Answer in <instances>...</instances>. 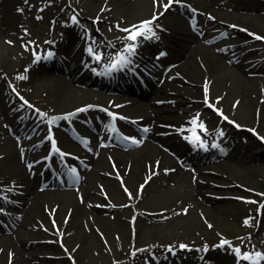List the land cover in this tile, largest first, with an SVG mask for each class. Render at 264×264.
I'll return each mask as SVG.
<instances>
[{
  "label": "rangeland",
  "instance_id": "1",
  "mask_svg": "<svg viewBox=\"0 0 264 264\" xmlns=\"http://www.w3.org/2000/svg\"><path fill=\"white\" fill-rule=\"evenodd\" d=\"M167 3L168 0H0L12 29L27 42L26 47L7 52L6 58L0 60V127L6 130L4 134L10 128L16 129L17 121L28 116V111L46 121L45 128L54 116L75 113L72 126L67 123V129H60L62 132L55 137L60 152H50L49 140L44 149H38L34 138H25L22 145L29 152L23 158L12 139L0 142V192L27 205L32 201L35 180L68 181L73 176L66 172L76 168V173L91 185L96 170L105 163L107 170L114 172L116 195L124 202L121 217L110 203L98 197L99 207L86 206L89 215L77 229L78 224L73 223L75 213L71 218L69 215L70 205L75 201L81 206L82 194L79 196L73 189L75 197L58 200L56 193L50 194L62 214L54 217L46 208L39 212L49 229L64 230V234L59 243L55 233L51 236L39 229L49 239L53 237L55 243L41 250L42 260L35 264H154L152 257L171 258L175 264H237L232 248L216 247L221 240L229 241L242 253H264V208L257 213L258 206L264 205V145L257 139L260 135L264 138V39L255 38L264 37V0H179L165 11ZM154 14L159 27H153L159 39L153 38L148 47L140 37L132 62L109 72L114 57L127 55L124 48L130 42L122 29L152 20ZM73 15L77 24L71 21ZM1 27L4 28L2 24ZM50 51L52 57L46 58ZM162 52L165 55L161 56ZM97 53L101 54L99 61L94 58ZM189 53L195 58L190 66L195 67L180 77L178 69L186 61L180 62ZM74 66L81 69L72 79L69 74H74ZM21 75L27 78L18 79ZM250 78L254 81L248 84ZM143 82L148 83L146 97L150 100L154 90L164 95L154 111L162 119L155 127L149 125L155 136L139 127L118 123V131L111 139L114 131L101 120L120 101L117 93L104 89L115 86L134 90L143 87ZM64 85L72 89L68 98L61 92ZM215 107L243 130L217 117L212 110ZM90 113L92 123L86 119ZM138 113L143 117L152 114L147 109ZM184 120L188 123L184 124ZM193 120L198 121L196 126L205 134V142L209 141L206 151L190 145L187 129L194 126ZM42 130L39 127L38 132ZM221 131L223 136L218 135ZM132 139L139 143L130 145ZM148 142L162 154L151 153L146 171L141 169L132 176L130 171L136 166V156H132L147 152ZM140 144H145L140 148L143 151H139ZM100 148L104 150L98 155ZM127 148L134 152L131 158L126 157ZM61 152L69 156L61 158ZM157 173L170 194L140 212L137 202L143 197L141 186ZM145 174L147 179L142 177ZM13 209L11 205L9 210ZM136 216L141 220L135 222ZM37 220L31 223L37 224ZM2 223L5 224L0 216ZM1 236L8 237L9 233ZM182 244L187 248L181 249ZM205 245L209 248L206 253L197 251ZM18 246L32 249L30 241ZM3 262L0 258V264ZM239 264L248 262L241 260Z\"/></svg>",
  "mask_w": 264,
  "mask_h": 264
},
{
  "label": "bare ground",
  "instance_id": "2",
  "mask_svg": "<svg viewBox=\"0 0 264 264\" xmlns=\"http://www.w3.org/2000/svg\"><path fill=\"white\" fill-rule=\"evenodd\" d=\"M126 10V9H125ZM0 24L4 26V28H0V60L2 58L5 59V55L9 51H15V49H21L26 47V39L17 34L16 29H12V23L9 22V18L6 14L5 10H2L0 7ZM6 27V28H5ZM153 39H145L143 45H146L148 47L151 46ZM10 41L11 43H8ZM207 55V52H206ZM187 58V57H184ZM68 66H72V64L67 63ZM126 66V65H125ZM195 65L192 66L187 65V71H191ZM69 69V68H68ZM79 66H74L73 72L71 78L74 79L76 75L80 74ZM253 79H249L246 82L250 84L253 82ZM62 93H65L64 98H68L71 96L72 89L64 85L62 86ZM115 89V88H114ZM122 91V96L119 98L120 101H122L121 104H119L117 107L113 108L111 113L117 117V119L113 122L112 116L108 114H104V117H102L101 122L104 123L105 126L110 125L113 127V123L115 125L116 132L117 124L122 123L123 125H129L133 127H139L140 129L144 130L145 128L148 129L146 132L148 135L154 137L155 135L152 133V130L149 128V125H152L153 127L157 126L159 122L161 121L160 113L154 112L149 116L141 117L138 114V111L140 108L142 109H151V107L143 108L142 105L147 103V99H145V93L139 91V90H119ZM96 96L99 95L98 92L95 93ZM119 111V112H118ZM178 111V110H177ZM183 111V110H179ZM29 115L25 116L22 120H19L18 123H16L17 128L7 130V133L10 134V136H6L4 132L6 130L3 127H0V142L2 140H10L14 141L16 143L15 150L18 153L19 156H22L23 158H26V154L29 152V150L22 145V142L25 138H34L37 142L36 148L38 149H44L46 147V141L48 140L49 136L51 135L52 138H55L60 135L62 132L60 129H67V123H69L72 126L73 119H75L73 116L69 117L68 119H58L51 125L48 122V128H45V123L40 116H35L30 113V111L27 112ZM32 115V116H31ZM55 117V116H54ZM120 117H123L124 119H120ZM86 119L91 123L93 120V115L90 113V115H87ZM51 120V119H50ZM63 120V122H61ZM188 123L187 120H184V124ZM39 127H43V130L41 133L38 132ZM183 127H185L183 125ZM51 129V131H50ZM184 131V129H183ZM74 140V144H77V140L72 138ZM102 140L100 139L99 142ZM119 145L120 142H118ZM15 145V144H14ZM130 145H133L130 143ZM145 144L139 145V151L140 148L144 147ZM148 148L146 149L147 152H143L140 156L139 155H133L132 150L125 149L126 157L134 158L135 161V167H132V171H130L131 175L133 176L135 172L143 170V172L146 171V162L149 161L151 153L153 154H162L156 146H151L150 142L147 143ZM71 148V147H68ZM28 151V152H27ZM136 152V150H134ZM138 151V150H137ZM16 152L13 155V160H17V154ZM98 155L103 153V150L100 152H96ZM29 155H33L31 152ZM196 154H193V156ZM32 156V157H33ZM69 156V153H66L64 157ZM138 156V157H137ZM121 157V156H120ZM118 157V159L120 158ZM94 163V161H93ZM169 163V162H168ZM15 164V162H14ZM17 164V163H16ZM171 167L176 166L174 163H169ZM167 164V165H169ZM226 166L230 167V165L226 164ZM177 167V166H176ZM148 174H145L144 177L147 179ZM159 173L155 174V177H150L146 184L144 185V189L141 191L142 199L137 202V209L141 211L149 210V207H151V204L155 202H161L162 199H164L169 191L168 187L166 188L162 184V179L159 177ZM114 172L108 171L106 168V164L104 163V167L99 168L95 172V177H92V180L94 181L93 184L90 185L89 182L86 181L84 176H79L76 183L71 182H65V183H59L57 180H35V187L33 188L34 183H32V201L27 203V205L19 203L17 200H11V197L8 196V193L0 192V216L4 220V223L2 225L0 224V236L3 232H8L9 236L0 237V258L3 259V264H9V261H7L9 254L11 253V264H35L38 262H41L42 259V252L41 250L48 245L49 243H55V239L53 237L49 239V237L44 236L41 234V230L44 233H47L52 236V233H55L54 236H58V242L61 243V235L64 234L63 231L57 230L54 232L52 229H49L45 224L43 220V216L39 212L40 209H48L51 210V214L54 217H57L59 214H62L63 210L62 208L56 209L55 205L53 204V196H49L50 194L56 193L55 198L58 200L60 197H75V192H78L79 196L82 194V205L77 206L78 204L73 201L70 205L72 207V212L69 213L70 218L75 213V220L73 223H77V229L79 227V223H82L84 220L85 215H89L88 210L86 209V206L90 208H98L99 207V201L98 197L102 198L103 201L110 203L112 210L116 213V215L123 217V212L121 211V207L124 204L122 202V198L120 196L116 195V191H118L117 188L114 187V181L115 180ZM160 178V179H159ZM57 187L60 188L58 191H51V190H42V188L47 187ZM81 185V186H80ZM97 186V189L95 188ZM73 189H75L73 191ZM170 194V193H169ZM168 194V195H169ZM167 195V196H168ZM6 198V199H4ZM13 206V211L17 210L20 212L19 214H16L15 212L9 210L10 206ZM26 206V207H25ZM35 215V216H34ZM91 217V216H89ZM34 218H38L37 224L31 223ZM141 220V217L136 216L135 222ZM41 229V230H39ZM44 233V234H45ZM16 239V242L13 243L12 240ZM30 241L31 244V250L25 249L23 246H18V243L20 245L24 242ZM40 260V261H39ZM2 261V260H1ZM167 261L169 263H173V260L170 259H157L155 260V257H152V263L154 264H161L162 262Z\"/></svg>",
  "mask_w": 264,
  "mask_h": 264
},
{
  "label": "snow or ice",
  "instance_id": "3",
  "mask_svg": "<svg viewBox=\"0 0 264 264\" xmlns=\"http://www.w3.org/2000/svg\"><path fill=\"white\" fill-rule=\"evenodd\" d=\"M26 2V0H25ZM173 3H179V0H168V3L164 5V8H165V11L168 10L169 7H171V5ZM158 19V17L154 14L153 15V19L152 20H146V21H143L141 22V24L139 25H133V27L131 29H122V31H125L128 33V35L125 37V39L127 41H129L130 43L127 44L124 48V53H127V55H124V54H118L116 57L113 58V63L111 64V66L109 67L108 71H112V70H115L117 67H123L125 65H128L130 64L132 61H131V57L134 56L136 54V48L138 46V39L140 37H143L144 39H159V36L157 35L156 31L154 30V25H155V21ZM71 21L73 24H77L78 23V20H77V17L75 15H73L71 17ZM156 28L159 27V25H155ZM27 34V33H25ZM257 40H261V39H264V37H260V36H256L255 37ZM8 43H11L10 41H8ZM88 52L90 54L93 53V49L91 47L88 48ZM53 55V53L49 52L47 53V57L46 58H51ZM161 56L165 55V53H160ZM94 58L95 60L99 61L101 59V54H94ZM159 58V57H158ZM40 57H37V60H39ZM27 71V70H26ZM27 77L26 76H19L18 79L20 80H24L26 79ZM207 91V90H206ZM25 103L27 104V101H25ZM29 107H31V105H28ZM209 107H213L212 105H209ZM78 112H83V111H86V109H78L77 110ZM219 112V110H216ZM221 115H223L222 113H220ZM45 114L41 113V116H44ZM75 113H72V114H69L68 116H64V117H54L52 118L50 121H49V124L51 125L52 123H54L56 120L58 119H68L70 116H74ZM110 116H112V119H113V122L117 119L116 116H114L112 113H109ZM224 119H227V117H223ZM120 119H124L123 117H120ZM193 125H197L198 121L197 120H193L191 122ZM229 123H234L232 121H229ZM237 127H239L237 125ZM199 128L201 130H204V126L203 124H199ZM112 130L114 131L115 130V125L113 123V127H112ZM51 131V129H50ZM148 129L145 128L144 129V132H147ZM218 135L220 136H223L224 133L221 131L218 133ZM49 139L52 140V148H53V151H56V152H59V149L56 147V142L55 140L52 139L51 135L49 136ZM125 140H129L130 138L128 137H124ZM264 139V138H262ZM85 144H87V141L84 142ZM131 143L133 144H138L139 141H136L135 139H132L131 140ZM194 143H198L200 147L202 148H205V150H207L206 148V145L204 144L203 141L199 140V137H195L194 138ZM212 147H219V145L217 144H213ZM223 151V149H222ZM66 155L65 153H60V156L61 158H63V156ZM31 167V166H29ZM71 173L73 176L76 175V169L75 168H72L71 169ZM78 179V177H76ZM141 188H143V186H141ZM125 191L127 192L128 190L125 189ZM129 196L131 198V194L129 193ZM2 198V197H0ZM6 199V198H4ZM261 208H264V205H261L260 206ZM2 211V210H0ZM245 224H248L249 221L246 220L244 222ZM209 227H211V225H209ZM225 245H227L229 248H232V251L233 253L236 255L237 257V264H239V262L241 260H244V261H247L248 264H261L262 261H264V253H261V252H258V251H253V252H250V253H242L241 249L238 248V247H233L232 244L227 241V240H221V243L219 245H217L216 247H219L221 249H223L225 247ZM181 249H186L187 248V245H181L180 246ZM190 250V249H189ZM209 250L208 246L205 245L204 248L201 250V249H197V251H203V252H207ZM169 251H172V249L170 248ZM11 256L12 254L10 253L9 254V264H11ZM203 259V257H202Z\"/></svg>",
  "mask_w": 264,
  "mask_h": 264
}]
</instances>
